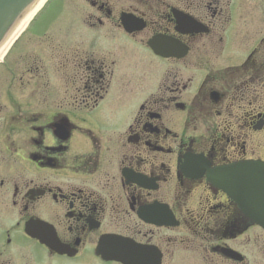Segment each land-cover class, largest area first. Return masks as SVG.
<instances>
[{
  "label": "flooded vegetation",
  "instance_id": "flooded-vegetation-1",
  "mask_svg": "<svg viewBox=\"0 0 264 264\" xmlns=\"http://www.w3.org/2000/svg\"><path fill=\"white\" fill-rule=\"evenodd\" d=\"M30 41L0 264H264V0H62Z\"/></svg>",
  "mask_w": 264,
  "mask_h": 264
},
{
  "label": "rangeland",
  "instance_id": "rangeland-1",
  "mask_svg": "<svg viewBox=\"0 0 264 264\" xmlns=\"http://www.w3.org/2000/svg\"><path fill=\"white\" fill-rule=\"evenodd\" d=\"M72 1V0H69ZM62 0H48L44 7L39 10L32 20L31 24L28 27V31L24 33L19 41L15 43V45L11 48V51L8 52V54L5 57L6 61H10V64L13 65L12 61H18L21 64H18V67L16 70H19L21 72L22 65H23V57H25L31 49H34L32 42L30 41V36H33L36 32H39L43 29V27H46L50 21L54 18L56 15V12L61 7ZM59 26V25H58ZM54 27V26H53ZM34 30V31H33ZM8 76V73L6 70L0 66V104L5 108L8 106V102H12L9 99V91H7L8 87L6 84V78ZM22 91H16L15 95L20 96L21 95V101H24L22 99Z\"/></svg>",
  "mask_w": 264,
  "mask_h": 264
},
{
  "label": "water",
  "instance_id": "water-1",
  "mask_svg": "<svg viewBox=\"0 0 264 264\" xmlns=\"http://www.w3.org/2000/svg\"><path fill=\"white\" fill-rule=\"evenodd\" d=\"M35 1L36 0H0V45L16 27L15 25H17L25 16L24 14L30 9ZM156 51L163 55L168 53L166 49L159 47L156 48ZM260 177L264 178V174H256V181ZM244 205L246 209H249L250 212L253 213L252 215L255 219L264 222V193L256 192L254 203L251 201L247 203V201H245Z\"/></svg>",
  "mask_w": 264,
  "mask_h": 264
},
{
  "label": "bare ground",
  "instance_id": "bare-ground-1",
  "mask_svg": "<svg viewBox=\"0 0 264 264\" xmlns=\"http://www.w3.org/2000/svg\"><path fill=\"white\" fill-rule=\"evenodd\" d=\"M43 0H37L34 6L25 14V16L20 20V22L16 25V27L11 31V33L6 37V39L0 45V59L3 57L4 53L7 51L15 37L19 34V32L25 27L33 13L37 10V8L41 5Z\"/></svg>",
  "mask_w": 264,
  "mask_h": 264
}]
</instances>
